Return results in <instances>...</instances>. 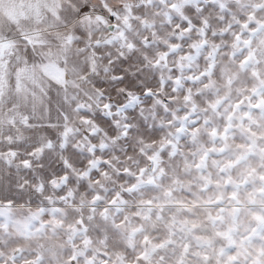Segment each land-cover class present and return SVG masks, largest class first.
Here are the masks:
<instances>
[{"label": "snow or ice", "instance_id": "obj_1", "mask_svg": "<svg viewBox=\"0 0 264 264\" xmlns=\"http://www.w3.org/2000/svg\"><path fill=\"white\" fill-rule=\"evenodd\" d=\"M0 264H264V0H0Z\"/></svg>", "mask_w": 264, "mask_h": 264}]
</instances>
